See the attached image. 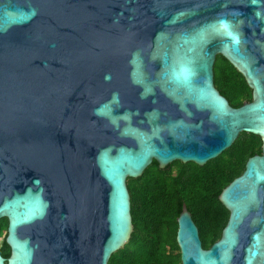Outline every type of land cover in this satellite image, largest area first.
<instances>
[{
	"label": "water",
	"instance_id": "water-1",
	"mask_svg": "<svg viewBox=\"0 0 264 264\" xmlns=\"http://www.w3.org/2000/svg\"><path fill=\"white\" fill-rule=\"evenodd\" d=\"M252 99L216 87L217 55ZM262 139L219 194L204 248L184 203L182 264H264V0H0V264H109L131 238L128 178Z\"/></svg>",
	"mask_w": 264,
	"mask_h": 264
},
{
	"label": "trees",
	"instance_id": "trees-1",
	"mask_svg": "<svg viewBox=\"0 0 264 264\" xmlns=\"http://www.w3.org/2000/svg\"><path fill=\"white\" fill-rule=\"evenodd\" d=\"M216 87L229 102L240 106L252 99V89L244 75L223 55L214 68ZM259 135L241 132L219 156L199 165L194 161H174L165 171L154 160L138 177L128 178L134 224L129 241L112 253L109 264H182L177 242L179 216L185 203L196 222L204 248L221 237L229 210L219 199L222 189L245 168L248 157L261 153ZM8 219H0V252L6 258Z\"/></svg>",
	"mask_w": 264,
	"mask_h": 264
},
{
	"label": "flooded vegetation",
	"instance_id": "flooded-vegetation-1",
	"mask_svg": "<svg viewBox=\"0 0 264 264\" xmlns=\"http://www.w3.org/2000/svg\"><path fill=\"white\" fill-rule=\"evenodd\" d=\"M173 162H174V161H173ZM158 165H159V163H158ZM168 166H169V164L166 165L165 167H161V166L159 165V167H160L161 169L165 170V171H178L177 167H172V168L168 169ZM145 170H146V169H145Z\"/></svg>",
	"mask_w": 264,
	"mask_h": 264
},
{
	"label": "rangeland",
	"instance_id": "rangeland-1",
	"mask_svg": "<svg viewBox=\"0 0 264 264\" xmlns=\"http://www.w3.org/2000/svg\"><path fill=\"white\" fill-rule=\"evenodd\" d=\"M173 162H171L170 164H169V166L172 164Z\"/></svg>",
	"mask_w": 264,
	"mask_h": 264
}]
</instances>
